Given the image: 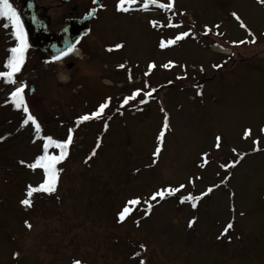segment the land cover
Returning <instances> with one entry per match:
<instances>
[{"label":"rangeland","instance_id":"obj_1","mask_svg":"<svg viewBox=\"0 0 264 264\" xmlns=\"http://www.w3.org/2000/svg\"><path fill=\"white\" fill-rule=\"evenodd\" d=\"M36 1L41 9L51 8L53 29L70 16L72 4L77 6L73 16L94 7L93 0L60 7V0ZM10 2L17 8L16 0ZM169 2L173 8L159 7ZM118 3L102 0L79 43L84 58L55 65L39 52L25 50L20 75L25 73L36 91L31 96L25 89L22 95L41 125L40 133L31 122L22 124V107H15L9 90L0 86V264H264V4L135 0L124 5L130 7L124 12ZM3 24L0 71H5L13 36ZM205 25L211 29L208 34ZM189 29V37L167 45ZM249 31L255 43H233L250 40ZM162 40L164 48L159 46ZM212 45L231 52L222 54ZM169 61L172 66L164 68ZM150 63L155 67L145 75ZM155 87L161 90L141 112L143 93ZM137 90L140 95L125 104ZM105 100L108 106L98 118L77 122ZM129 106L137 108V115H131ZM165 117L168 128L161 142ZM245 128L252 130L247 139ZM68 129L73 141L67 157L56 165L55 191L29 197L28 186L38 187L44 173L19 161L34 162L43 154L42 136L64 140ZM218 135L221 146L216 149ZM158 143L161 152L153 164ZM58 151L48 149L49 154ZM236 159L235 167H220ZM180 184L185 187L174 195L150 199L154 192ZM212 185L218 187L195 201V208L193 201H181ZM134 198L141 203L129 205L120 222L118 213ZM24 199L30 205H23ZM144 201L152 205L148 215ZM229 222L233 227L221 235Z\"/></svg>","mask_w":264,"mask_h":264},{"label":"snow or ice","instance_id":"obj_2","mask_svg":"<svg viewBox=\"0 0 264 264\" xmlns=\"http://www.w3.org/2000/svg\"><path fill=\"white\" fill-rule=\"evenodd\" d=\"M95 2V0H94ZM153 2H155V0H153ZM259 3L264 4V0H258ZM133 3H135V0H119V3L117 4V9L120 11H124L127 12L130 10V7H125V4H128L129 6H131ZM145 8L148 7V4L145 3L143 5ZM159 7L161 8H168L171 9L173 8V3L169 2L167 4H159ZM91 14V13H90ZM231 15L237 20V21H241L240 16L236 13V12H232ZM0 19L7 21V23L4 24V27H8L10 25L11 29H12V35L15 36L16 40L18 41V43L16 44L15 47H12L11 49H9L10 51V56L5 64V68L7 69L6 71H0V78H3L4 81L6 83H12L15 84L16 81L13 79V76L15 73L20 71L21 65L24 63V53L25 50L28 47L27 44V40H26V35L24 32V25L21 21V16L20 13L18 12L17 8L14 7L13 3L10 2V0H0ZM240 26L242 28H245L246 25L241 21ZM214 27H219V25H215ZM211 29H209V27L207 25H205V34H208V32H210ZM191 33V29H189V31H183L180 32L177 36H175L174 39H169L167 40V45H174L177 41H180L181 39L185 38V37H189ZM218 35H223V33H217ZM249 36L251 37L250 40L248 41H233V43H255V36L253 33H251V31H249ZM161 48H164L166 46L165 42L162 40L160 42L159 45ZM122 47L121 44H116L115 48H120ZM72 51V48L69 47L68 52ZM67 55V52H62L61 56H65ZM60 57H54L53 59H59ZM172 61H169L168 63L164 64L163 67L164 68H168L172 66ZM119 67L123 68L124 65L121 64L119 65ZM155 67V65L153 63H150L148 65V69L149 72H146L145 75H148L151 70ZM213 67L215 68H220L222 67V65L220 64H215L213 65ZM201 71H203V68L201 67ZM129 79H131V77H129ZM25 91V87L23 84H21L20 87L15 88L14 91H12L10 93L11 97H12V103L15 105V107L17 108H21L23 109V112L25 113L26 118L22 121L23 125H28L29 122H31V125L34 126L35 132L36 133H40L41 131V125L38 123L37 118L32 115L29 112V108L27 106V104H25L24 102V96L22 95ZM152 92H155L156 89L153 88L151 90ZM200 94V93H198ZM140 95V90H137L136 92H133L131 96L126 97L124 99V103L127 104L128 101L130 99H135L136 96ZM144 96H150L151 92H147L145 91L143 93ZM142 103H144V100H141ZM108 106V100H105V102L101 103L97 109V111L92 112L91 114H85L82 115L80 117H78V123L79 122H83V121H89L93 118H98L100 116V114L104 111V109ZM105 128H107V125H105ZM168 128V123H167V117H165V122L163 124L162 130L158 136V141L162 142V138L164 137L165 134V130ZM73 130L72 129H68V135L67 138L64 140H53V138L51 136H47L44 137V144H43V154L37 156L34 160V162L32 163H26V161L21 160L19 161V163L21 165H25L30 169H37L40 168L43 170L44 173V179L43 181L39 184L38 187H33L31 185L28 186V190H27V195L29 197L32 196L33 192L36 191H44L46 193H52L53 191H55V186H56V182H57V175H58V169L56 167V165L63 161L67 155H68V148L71 145L72 141H73V135H72ZM252 130L250 128H245L243 131V138L247 139L250 135H251ZM260 132L264 133V127L260 128ZM4 137L0 136V140H3ZM253 145L256 146L259 144V140H253L252 141ZM100 146V141L98 139L97 141V145L96 147L98 148ZM221 146V136H216L215 137V143H214V147L216 149H219ZM50 147H55L57 148L58 154H49L48 149ZM259 147H254L253 151H259ZM232 151L234 153H236V149H232ZM161 152V144L158 143L155 151L153 152V164L156 163V159L159 156V153ZM96 154V150L93 149L91 155L94 156ZM209 154L208 153H203L204 157H207ZM241 158L243 157V155H245V153H239L238 154ZM91 157H89L90 159ZM239 163V159L233 160L230 163H226V164H221L220 167L224 168V169H229L231 167H235L237 164ZM230 176V173L228 175H226L224 177V179L221 180V184L224 183L225 180H227ZM189 183H192V180H189ZM185 187L184 184H180L178 188H166L163 190H158L156 192H154L150 199L152 201H157V198H159L160 200L165 199L166 195H174L176 192H178L180 189H183ZM215 187H218V185H212L210 187L207 188L206 192H202L200 194V196H191L189 195L188 197H182L181 201L183 202V200L188 199L193 201L192 203V207L195 208L197 205L195 203V201L199 200L201 197H203L204 195H207L208 193H211ZM21 203L23 205H30V200L29 199H24L21 201ZM141 203V200L139 198H134L131 199L129 201L126 202V205L122 208V210L118 213V220L120 222H123L126 218V215L129 214L130 212V208L129 205H139ZM144 203L147 205V209L145 210V215L149 214V209L152 207L151 204H148V201H144ZM241 215H243V213H241ZM27 224V222H25ZM194 223V219L189 221V227L192 226V224ZM28 227H31L30 224L27 225ZM233 227V224L231 222H229L225 228L223 229L221 235H225L229 229H231ZM220 237H218L219 239ZM145 245L141 244L140 248H144ZM18 255V254H17ZM73 264H81V261L79 260H75L73 261ZM139 264H145L144 260H140Z\"/></svg>","mask_w":264,"mask_h":264},{"label":"water","instance_id":"obj_3","mask_svg":"<svg viewBox=\"0 0 264 264\" xmlns=\"http://www.w3.org/2000/svg\"><path fill=\"white\" fill-rule=\"evenodd\" d=\"M71 0H62L63 3ZM21 19L33 47L41 50L51 57H57L62 52H68L80 36L88 30V24L96 13L93 9L83 18L68 19L67 23L58 31H53L49 23L36 14L37 4L35 0H18ZM75 8V6H74ZM35 87L31 85L30 93L33 94Z\"/></svg>","mask_w":264,"mask_h":264},{"label":"flooded vegetation","instance_id":"obj_4","mask_svg":"<svg viewBox=\"0 0 264 264\" xmlns=\"http://www.w3.org/2000/svg\"><path fill=\"white\" fill-rule=\"evenodd\" d=\"M57 6L60 7L61 4H57ZM63 6H65V5H63ZM50 9H51V8H49V9H48V8H47V9H41V8H39V9H38V14L41 15V16H43L44 18H46L49 22H50V19H49V14H48V12L50 11ZM73 12H74V11H71V12H70V16L64 18L62 24H64L68 18L73 17ZM62 24H61V25H62ZM59 27H60V26H59ZM59 27H57L56 29H58Z\"/></svg>","mask_w":264,"mask_h":264},{"label":"trees","instance_id":"obj_5","mask_svg":"<svg viewBox=\"0 0 264 264\" xmlns=\"http://www.w3.org/2000/svg\"><path fill=\"white\" fill-rule=\"evenodd\" d=\"M0 20H2V19H0ZM5 21V20H4ZM5 23H7V21H5ZM10 27V25L7 27V28H9ZM6 28V27H5ZM6 28V29H7ZM11 34V33H10ZM16 76H17V74H15L14 76H13V79L15 80V78H16ZM11 83H6L5 81H4V85L5 86H9ZM12 136V135H11ZM42 136V135H41ZM42 137H45V136H42ZM47 137V136H46Z\"/></svg>","mask_w":264,"mask_h":264},{"label":"bare ground","instance_id":"obj_6","mask_svg":"<svg viewBox=\"0 0 264 264\" xmlns=\"http://www.w3.org/2000/svg\"><path fill=\"white\" fill-rule=\"evenodd\" d=\"M219 49V48H218Z\"/></svg>","mask_w":264,"mask_h":264}]
</instances>
